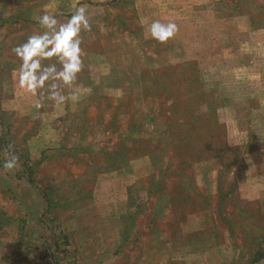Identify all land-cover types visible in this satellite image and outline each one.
Here are the masks:
<instances>
[{
    "label": "rangeland",
    "instance_id": "374dc122",
    "mask_svg": "<svg viewBox=\"0 0 264 264\" xmlns=\"http://www.w3.org/2000/svg\"><path fill=\"white\" fill-rule=\"evenodd\" d=\"M79 6V98L37 110L12 48ZM157 20L178 26L165 44ZM1 157L0 264H49L44 244L67 251L56 264L264 253V0H0Z\"/></svg>",
    "mask_w": 264,
    "mask_h": 264
},
{
    "label": "clouds",
    "instance_id": "9594fccd",
    "mask_svg": "<svg viewBox=\"0 0 264 264\" xmlns=\"http://www.w3.org/2000/svg\"><path fill=\"white\" fill-rule=\"evenodd\" d=\"M35 19L43 31L34 32L24 43L12 48L20 61L16 71L19 88L35 98L33 107L37 110L45 107L47 101L61 105L78 100L74 84L84 67L80 34L91 30L87 8L75 7L63 23L47 12ZM178 30L174 22L157 20L151 23L148 36L165 44ZM18 160L16 155L6 152L3 167L11 171L17 167Z\"/></svg>",
    "mask_w": 264,
    "mask_h": 264
},
{
    "label": "trees",
    "instance_id": "16d2710c",
    "mask_svg": "<svg viewBox=\"0 0 264 264\" xmlns=\"http://www.w3.org/2000/svg\"><path fill=\"white\" fill-rule=\"evenodd\" d=\"M236 5V3H235ZM13 153H16L15 150H13ZM20 155V154H19ZM17 156L18 158L20 156ZM2 159V157L0 158ZM26 174V175H25ZM32 170L31 168H28L26 169L23 173H22V176H24L25 178V181L29 184V185H32L33 187H35L36 189L38 188L37 186H35L34 184L32 183H35L33 177H32ZM160 181L161 180H158V182L156 183V186L160 184ZM40 195L42 196L43 198V201H44V204L46 207H49V205L51 204V202L49 201V199L47 198V194L45 193H40ZM58 246H60V244H57ZM261 244L257 243V244H254V247L250 252L249 254L247 255L246 257V262L243 263V264H251L252 262L260 259L261 257L264 256V253L260 252L261 251V247H260ZM58 246H50V244H47V245H43L42 248H43V251H44V257L47 258L49 264H56L57 262H59V256L60 257H65L67 254V251L64 250L63 247H60L58 248ZM264 249V248H262ZM65 264H71V262H65Z\"/></svg>",
    "mask_w": 264,
    "mask_h": 264
}]
</instances>
